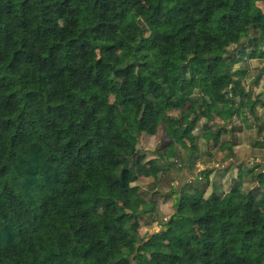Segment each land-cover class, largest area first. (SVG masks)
I'll return each instance as SVG.
<instances>
[{"label":"trees","instance_id":"obj_1","mask_svg":"<svg viewBox=\"0 0 264 264\" xmlns=\"http://www.w3.org/2000/svg\"><path fill=\"white\" fill-rule=\"evenodd\" d=\"M258 2L0 0V264H264V170L259 198L206 195L202 171L147 239L133 185L161 171L141 134L165 122L183 143L201 118L233 116V65L257 51L231 46L264 43Z\"/></svg>","mask_w":264,"mask_h":264},{"label":"rangeland","instance_id":"obj_2","mask_svg":"<svg viewBox=\"0 0 264 264\" xmlns=\"http://www.w3.org/2000/svg\"><path fill=\"white\" fill-rule=\"evenodd\" d=\"M257 5L264 9L263 3L258 2ZM253 35H257L255 30H251L249 36ZM243 46L248 53L256 50L257 56H247L233 65L234 70L244 71L243 75L238 74L243 93L230 96L235 102L233 116L222 118L214 113L211 119L201 118L192 132L193 141L185 139L183 143L172 144L165 122L159 124L155 135L141 134L138 148L145 153V160H157L161 167L157 178L139 176L133 183L146 200L147 218L141 217L138 230L144 239L164 229L165 222L175 211V199L183 191L190 192L206 185L207 179L202 174L206 169L211 170L206 195L212 191L225 194L238 184L242 192L252 191L260 197L261 190L253 175L264 170V43L255 38H244L241 44L232 45L231 49ZM193 98L200 103L201 92L196 90ZM248 98L258 101L254 111L247 104ZM196 107L201 111L199 104ZM189 116V107L169 112V117L185 118L186 121ZM238 227L245 229L241 223ZM241 232L237 233L236 239L245 242L246 236L243 237ZM134 263L132 260L131 264Z\"/></svg>","mask_w":264,"mask_h":264},{"label":"crops","instance_id":"obj_3","mask_svg":"<svg viewBox=\"0 0 264 264\" xmlns=\"http://www.w3.org/2000/svg\"><path fill=\"white\" fill-rule=\"evenodd\" d=\"M187 165V164H186ZM225 179V181H226V178H224ZM211 182V181H210Z\"/></svg>","mask_w":264,"mask_h":264}]
</instances>
